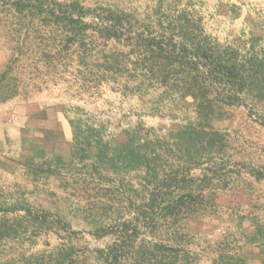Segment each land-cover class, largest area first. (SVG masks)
<instances>
[{
  "label": "rangeland",
  "instance_id": "1",
  "mask_svg": "<svg viewBox=\"0 0 264 264\" xmlns=\"http://www.w3.org/2000/svg\"><path fill=\"white\" fill-rule=\"evenodd\" d=\"M7 1L0 0V73L10 56L17 59L11 89L15 93L0 102V200L26 194L35 205L61 213L71 227L60 235H37L29 228L21 239L1 245L0 264H23L32 255L47 259L69 244L81 256L87 254L90 264H105L94 249L105 248L113 237H97L92 230L130 218V200H141L144 194L138 184L145 171L141 166L114 172L94 169L80 153L74 159L69 117L81 115L94 121L102 135L118 145L126 141L128 130L137 129L144 137L163 135L195 120V104L172 85L136 70L131 58L119 80L100 84L96 60L102 45L82 59V49L66 47L60 27L49 19L28 17L22 19L24 28L18 25ZM81 1L164 26L187 8L201 17L207 34L222 45L242 46L258 36L264 43V0ZM209 97L219 112L213 125L227 142L226 170L232 166L240 171L212 181L203 203L192 209L185 205L177 218L161 217L155 229H144L134 254L121 264H230L231 257L243 264H264V180L248 172V168L264 166V101L251 94L245 104L223 105L213 92ZM57 156H63L65 163L57 161ZM168 159L164 155L157 164L170 167ZM48 168H61V173L52 175ZM158 242L177 247L178 256L176 250L140 254Z\"/></svg>",
  "mask_w": 264,
  "mask_h": 264
},
{
  "label": "trees",
  "instance_id": "2",
  "mask_svg": "<svg viewBox=\"0 0 264 264\" xmlns=\"http://www.w3.org/2000/svg\"><path fill=\"white\" fill-rule=\"evenodd\" d=\"M6 3L10 4L17 24L23 28L22 19L28 17L31 20L46 18L58 25L66 47L76 45L82 49V59L90 50L94 52L102 45L103 48L97 50L99 58L96 60L97 70L101 72L100 84L102 80H119L131 58L136 70L143 69L163 84L172 85L181 96H191L195 104V120L163 135L150 136L152 133H148L144 137L137 129L128 130L126 141L118 145L106 139L94 121L85 120L81 115L69 117L74 159L80 153L94 169L103 167L114 172L125 166H141L145 171L138 184L143 186L144 194L141 200H130V218L92 230L97 237L107 234L113 237L105 248L94 249L96 258L102 263L121 264L134 254L144 229H155L161 217L177 218L185 205L189 204L188 208L192 209L203 203L204 191L212 181L240 171L232 166L226 170L227 142L224 134L213 125V121L219 119V112L209 96L213 92L223 105L245 104L251 94L264 101V43L259 41V36L242 46L222 45L207 34L201 17L187 8L179 10L164 26L160 21L156 24L151 20L139 22L123 10L87 6L81 0H9ZM160 26L163 30H159ZM115 45L130 50L124 52ZM16 59L17 56H10L0 73V102L15 93L11 89ZM82 59V65H86ZM164 155L172 161L170 167L157 164ZM57 161L65 163L63 156H57ZM197 169L200 172H194ZM60 171L61 168L47 170L52 175ZM248 172L257 180H264V166L248 168ZM131 188L139 193L135 185ZM67 226L71 227V223L65 216L35 205L26 194L0 200V247L8 241L21 239L29 228H34L37 235L41 232L60 235L61 231L67 232ZM174 250L178 256L177 247L158 242L140 254L151 256ZM231 259L230 264H243L240 259ZM89 260L87 254L81 256L77 247L69 244L61 246L47 259L32 255L23 264H90Z\"/></svg>",
  "mask_w": 264,
  "mask_h": 264
}]
</instances>
